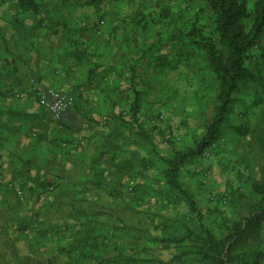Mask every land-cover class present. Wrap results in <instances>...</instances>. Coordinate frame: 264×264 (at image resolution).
<instances>
[{
    "label": "trees",
    "instance_id": "obj_1",
    "mask_svg": "<svg viewBox=\"0 0 264 264\" xmlns=\"http://www.w3.org/2000/svg\"><path fill=\"white\" fill-rule=\"evenodd\" d=\"M12 1L18 6L16 15L27 11L34 12L37 16L42 15L40 0ZM91 2L100 4L101 0H91ZM204 2L206 4L205 9L211 17V24L208 26L203 24L198 27L197 23H194L192 29L186 34H181L182 37L177 36L180 33H177L175 29V20H173L175 16L160 15L159 22L162 25H168L170 29L167 33L168 37H165V42L173 44L172 51L178 46L185 48L181 51L176 50L175 54L171 53L172 58L168 54L161 53L162 39L147 47L139 44L136 39L133 44L127 43L124 47V42L133 40L131 38L132 30H139L138 26L141 24L142 28L147 29L146 31L150 30V27L148 29L144 23L138 25L137 20L128 23L121 16L118 24L125 25L124 33L119 38L116 33L120 27L113 28L111 32L109 31L110 37L103 40L102 43H105V47L108 48L107 53L102 51V44L94 48L76 40L74 35L81 34V31L79 29L78 31H72L66 26L65 20L57 14V6L56 9L44 12V14L56 13L57 21L45 23L43 19L34 27V29H37L46 26L48 23L50 28L47 27V29L51 30L56 37L59 35L60 29H65V43L60 44L63 52L65 51L64 55L66 57L71 56L76 63L84 64L87 67L86 76L88 78L94 80L95 77H100L102 84H106V86L111 83L113 90L115 89L116 92L120 93V95L118 93L117 95L122 100L120 103H113V108L122 107H120V111L109 112V120L108 117L105 122L95 121L94 117L90 118L94 126L92 134L91 132L89 134L93 135L100 143L98 142L97 153L92 158V165L89 166L88 173L81 180L73 178L66 185L67 187H64L62 180L58 182L53 179L49 181L45 179L32 188L33 192L39 191L40 196L51 194L52 191L57 192L59 188L66 189L69 192L65 204L70 205L69 208L72 209L60 221L62 225H53L55 235L57 232L64 234L61 243L65 242L64 239L68 240L61 245L62 248L59 250L60 253L63 251L62 254L65 256L64 264H264V166L261 169V177L257 178L250 171L252 170L250 167L246 169L244 166V157L237 155L238 159L236 161L224 158L225 166H231L235 170L238 179L234 181L231 174L226 173V186L222 192L216 191L212 188L213 184L206 182L208 171L196 170L194 174L199 178L200 190L199 193H196V198L202 200L206 194L208 202L215 207H220V209L229 207L231 209V218L223 215L225 214L223 209L219 211L220 215L215 225L202 220L203 213L196 205L195 196L190 195L187 191L185 192L177 181L187 160L193 157H196V160L202 159L206 157V153L215 154L217 157L222 156L221 151L225 141L230 142L225 135L226 131L230 130L238 138L243 137L246 139L252 125L245 119L247 118L245 113L240 115L239 125H234L237 122L233 120V110L234 107H237L236 102L239 101V93L253 81H260L263 86L262 90L257 89L258 100L253 102V107L260 108L264 106V75L263 73L260 75L253 73L250 68V64L256 59L255 50L262 48L264 40V0H255L253 5H251L250 0H204ZM20 23L18 18H14L13 22L11 21L15 29H19L17 26ZM43 24L46 25L43 26ZM189 47H192V50L196 53L191 50L186 51ZM116 48L123 51L120 59L116 57ZM127 53L129 55L125 61L123 57ZM136 54L141 55L143 59L150 62L152 64L150 68L155 66L158 73L169 67L177 68L178 65L176 66L175 63L180 62V60H185L189 64L193 55L198 56L201 54L199 56L204 58L205 63L198 75L201 76L203 81L201 90L206 93L201 92H203V95L205 94L207 99L214 98L213 116L204 126L203 135L196 143L192 144V147H176L173 144L177 142L176 139L170 137L167 139L166 142L175 147L172 148L171 157L165 161L164 168L168 167L165 170L166 172L161 170L169 177L168 189L162 197L158 192V194L152 193L156 189L153 191L149 187L148 189L151 190L149 191L138 181L143 169L145 167L151 168L153 165L152 160L156 156L160 157L156 141L149 133H151L150 130H162L157 128L159 124H163L160 121L163 114L155 109L156 111L152 116L150 115V120L147 121L150 132L140 122V117L143 116V106L140 99L145 93L143 94L142 91L137 89L136 78L134 79V73H136L139 67L138 62H140V60H135L136 63H132ZM56 57L64 64L61 60V53ZM101 60L103 61L102 64H100ZM118 61H121V63H118ZM118 64H121L122 68ZM123 68L130 74V78L126 79L128 86L126 89L116 86V83L120 84L124 80ZM204 76H207V78L203 79ZM110 78H114V82L107 84ZM209 80L214 82L213 91L211 89L209 91ZM75 96H77V102L74 107L82 106L83 97H79L77 94ZM124 101H126V104ZM127 105L129 106L124 107ZM126 116L131 118V121H127ZM60 125L64 128L62 123L58 124V126ZM134 125L138 130L132 128ZM168 128L171 129V125ZM162 132L165 135V131ZM257 136L258 139L253 140L257 149H260L264 143L259 137L260 135ZM54 140V147L64 151V154L73 155L81 145L80 142L74 140L60 139L59 136H55ZM253 140L251 139V142ZM63 143H67L69 146L65 147ZM75 143H78L77 147L73 146ZM130 181L138 182L128 187ZM10 184L20 186L24 192L23 184L7 183V188L20 197L10 187ZM88 193L91 194L88 195ZM181 197H186L192 207L191 213L193 215L185 216L187 217L185 221L187 224L185 225L188 232L193 234L191 237L187 235L188 238H185V236L179 237L178 235L177 238L176 234L171 233L172 223L174 222H170L168 219H166L167 223L156 222L153 216L157 212H160L157 213L158 215L161 214L162 210L157 209V202L160 199H167L168 203H171L181 200ZM148 200H153L154 206L149 205L150 207L144 208L143 205ZM98 207L101 209L99 210ZM43 210L37 213L34 220L25 219L17 211L15 223L18 222V225L16 224L15 231L18 230L24 236L23 239H32L31 235H34L33 239L38 241L40 236H43L42 231L46 229L44 228L45 220L43 221L42 218L50 213V210L49 212L47 209ZM142 216L148 217V225H144L141 221L140 217ZM193 216H198V218L196 222L189 224L190 219L192 221L195 219ZM38 217L39 219H37ZM35 225H39L41 228H36ZM142 229H146L150 233L147 238L142 237ZM10 230L3 232L9 234ZM154 230L160 231L163 236H154ZM138 237L154 244L158 242L167 250L174 248L175 254L169 260L153 258L151 255L147 256L153 254L152 251H154L151 250L152 248H148L152 247L150 245L144 247L146 256L134 258V256L126 253L127 246L125 243L127 240H136ZM30 242V247H28L32 248L35 243L34 241ZM46 252L47 249H44L43 255L48 261L57 260V256L53 254L47 256ZM51 252L55 251L52 250ZM11 257V261L15 262V252ZM54 258L56 259L54 260ZM4 262H10V259L5 260L4 258V261L0 264Z\"/></svg>",
    "mask_w": 264,
    "mask_h": 264
},
{
    "label": "rangeland",
    "instance_id": "obj_2",
    "mask_svg": "<svg viewBox=\"0 0 264 264\" xmlns=\"http://www.w3.org/2000/svg\"><path fill=\"white\" fill-rule=\"evenodd\" d=\"M42 1L45 2L43 9L47 11L50 7L53 6L52 3H54L58 7L57 14L59 15V17L65 20L64 22H66V26L72 31H78V29L81 31V34L79 33L74 35V37H76L75 39L81 41L84 45H90L94 48L99 44H102L103 40H107L108 37H110V32L113 28L120 27L116 34L117 37H122L125 30V25L122 23L118 24L120 16L125 18L128 23L137 20L138 25L144 23L145 27L147 26L148 29L150 27V30L146 31L147 29L142 28L141 24L140 26H138L139 30H132L131 38H133V40L124 42V47H126L127 43L133 44L136 39L137 41H139V44L146 47L153 44L157 40L162 39L163 45L160 46V51L161 53L168 54L170 56L171 53L175 54L177 51L184 50L185 48L183 49V46H178L174 51H172L173 44L165 42V37L167 36V33H169L170 29L168 25H162V23L159 22V18L161 17L160 15H167V17L175 16V18H173V20H175V29L177 33H180L177 34V36L180 37H182V33L186 34V32L192 29L194 23H197L198 27H201L203 24H205L206 26L211 24V17L205 9L206 4L204 0H101L100 4H94L91 2V0H65V2H63V0H56L55 2L54 0ZM254 1L255 0H250L251 5H253ZM61 18H59V20H61ZM12 28L13 26L10 29L7 28L8 33H13ZM183 30H185V32H183ZM64 31L65 29H60L56 41L57 46L61 43H65L64 39L66 38V33ZM190 50L193 51L192 47L187 48L186 51ZM102 51H104L105 53H107L108 51V48L105 47V43L102 44ZM115 52H117L116 57L120 59L123 51H119L118 48H116ZM193 53L196 52L193 51ZM129 54L127 53V55L123 57L125 58V61L127 59L126 57ZM255 54L256 59L253 61V63L250 64V68L252 69L253 73L258 75L263 73L264 75V40L262 42V48L256 49ZM199 55H193V57L190 58L189 64H187L185 60H180V62L175 63L176 66L178 65L177 68H164L165 70L160 71L159 73L156 71L155 66H152V68H150L152 64H150V62H147L146 59H143L141 55L136 54L132 61V63L134 64L136 63L135 60H140V62H138L139 67L136 73H134V79L136 78L137 89L142 91L143 94L145 93L144 96H142L140 99L143 106V116L140 117V122H142L143 127L147 131H149V128L147 127V121L150 120L149 118L152 116V114L156 110L161 111V113L163 114L162 117L160 116V121L163 124H159L157 128H160L162 130H150L151 133H149L156 141V147L158 149V152L160 153V157L156 156L152 160V167H145L138 179L139 184L144 185V187H146L147 189L149 187L152 188L153 191L154 189H156V191L152 193H160V197H162L164 195L163 193H165L168 189L167 186L169 177L165 175L166 173H164L166 172L165 170L168 167L166 166V168H164V164L165 161H167V159L171 157L173 153L172 148L175 146L180 148H186L188 146L189 148L192 147V144L196 143L203 135L204 126L206 125L207 121L213 116L215 108L213 100L214 98L207 99L205 94H202L203 92H206L201 90V88L203 87L201 86L203 81L201 80V76L198 75V73L202 71L201 67H203L205 60ZM102 63L103 61L101 60L100 64ZM118 63H121V61H118ZM118 66L122 68L121 64H118ZM125 68H123V73H125V75L123 77L124 80H122L121 82L122 89L128 88L126 79L130 78V74L128 71H126ZM206 78L207 76L203 77V79ZM113 79L114 78H110L108 82L106 81L107 84L110 82L113 83ZM94 80L97 81L98 84L101 83L100 85H103L100 77H95ZM208 85L209 91L210 89L213 91V80H209ZM108 87H112L111 83ZM262 87V82L260 81L251 82L246 87V89L242 90L239 93V101L236 102L237 107H234L233 110V120L237 122V124L235 123L234 125H239L240 115H244V113L245 115H247V118L245 119H247L252 125L249 134H247V137L245 136L247 140L243 137L238 138L236 134L232 133L230 130L226 131L225 135L230 140V142L225 141L223 150L221 151V157H217L215 156V154L210 155V153H208V155H205L206 157L202 159H197L198 161L196 160V157H193L190 160L186 161V164L182 167L180 175L177 179L178 183L185 192L187 191L190 195L193 194L195 196V199L197 201L196 205L203 213L202 220H206V222L212 223L213 225L216 224L217 219L219 218V211H222L224 207L220 209V207H215L214 205H212L210 202H208L206 194L202 200L196 198V193H199L200 190L198 183L199 178L194 173L196 172V170L201 172L208 171L206 182L209 184H213L212 188L216 189V191L218 190V192H222L225 190L226 186V173L229 172L231 174V178L234 181L238 179L235 175V170L232 169L231 166L226 167L223 159L226 158L231 159L232 161H236L238 159L237 155H240L245 158L243 163L246 169L250 167L252 169L250 171L254 173L255 177H261V169L264 166V144L261 145L260 149H257L253 139H258L257 135H260L259 137H261L264 143V106L260 108H254L253 102L258 100L257 89H259L260 91L262 90ZM132 94H134V92H132ZM114 102L120 103L122 102V100L120 99V97H118L117 100L111 102L112 106ZM124 102L126 104V101ZM97 104H99L98 106L100 108L96 110V113L98 114L96 117H94L95 121L105 122L107 117L109 120L110 113L104 109L107 104L102 103V101L101 103ZM128 106L129 105L124 107ZM118 107L114 109L116 111H120L119 109L122 106ZM126 119L127 121H131V118H129L128 116H126ZM170 125L171 129L168 128V126ZM111 126L114 127L113 124H111ZM132 128L137 129L135 125ZM162 131H165V135H163ZM169 137L171 139L177 140L176 143H173L175 144V146H171L166 142ZM251 139L253 140V142H251ZM161 170H164V172L162 173ZM138 181H130L127 186L131 187ZM124 189L126 188L124 187ZM148 190L151 191L150 189ZM53 192L54 191H52V193ZM15 196L16 205L18 206V208H23L26 202L25 197L20 198L16 194ZM47 198L55 200L54 194H49ZM47 198L46 201L48 200ZM153 203V200H148L143 205V207L148 208L150 207L149 205L154 206ZM157 204V209H161L162 211L160 210L161 214L159 215L157 213L160 212H157L153 215L156 222L167 223L166 219H168L170 222H174L172 223L173 226L171 224L172 234H176V236L178 235L179 237L185 236V238H188L187 235H189L190 237L191 235H193L189 234L188 228L185 225L187 224L185 222L187 217L185 216L193 215L191 213V204L186 199V197H181V200H177L176 202L171 203H168L167 199L162 198L159 202H157ZM100 209L101 208H99V210ZM230 211L231 209L229 207L223 209V213L225 212V214L223 215L231 218ZM21 213L20 215L22 217H25ZM47 216L48 217H46V219H53L57 223L55 224L57 226L60 225V221L64 217L62 213H54V211L50 212V214H48ZM140 218L144 225H148L149 220L147 216H142ZM194 218L195 219L193 221L190 219L189 224L196 222L198 216H195ZM37 219H39V217ZM17 223L18 222H16V224ZM142 231V237L147 238V236L150 234L148 233V230L146 231V229H142ZM0 233V262L4 261V258L5 260L10 259V262H4L3 264H12L14 262L11 261L12 253L10 249L12 245L14 246L15 252L14 264H64L66 260L65 256L62 254L63 251L61 253L62 255H57V260L53 262L48 261L43 255L44 249L50 251H59L60 248H62L61 246L56 247L53 246V244H49L55 241L62 242L64 237L63 233L61 234L60 232H57V234L55 235L54 230L52 232L51 230L49 231L46 229L42 231L43 236H40L37 244L35 243L32 248H29V244L31 243L30 241L33 242L35 240L27 238L23 239L24 236L20 234L18 230L15 231V229H11L8 236L3 231H0ZM153 235L157 237L163 236L160 231L156 230H154ZM52 238L55 241L51 240ZM157 246H160V243L157 242ZM152 247H150L152 248L151 250L157 248L156 246ZM173 249L174 248L162 250V257L165 260H169L172 255L175 254Z\"/></svg>",
    "mask_w": 264,
    "mask_h": 264
},
{
    "label": "crops",
    "instance_id": "obj_3",
    "mask_svg": "<svg viewBox=\"0 0 264 264\" xmlns=\"http://www.w3.org/2000/svg\"><path fill=\"white\" fill-rule=\"evenodd\" d=\"M40 3L42 15L37 16L28 11L16 15L18 6L14 1L0 0V231L16 229L17 211L19 214L22 211L25 219L34 220L43 209L63 215L72 209L65 204L69 195L66 189L59 188V191L51 193L55 197L53 200L47 198L49 194L40 196L39 191L33 192L32 188L45 179L62 180L63 186L67 187L70 180H81L88 173L100 143L89 134L94 126L90 118L97 116L96 110L100 108L97 103L101 101L107 104L105 110L115 111L111 102L120 95L113 90V86L100 85L88 78L84 64L74 62L71 56L66 57L65 51L56 45L58 36L47 29L50 26L48 23L34 29L40 20L44 19L45 23L57 21V14H44L47 12L43 9L45 2L40 0ZM52 4L48 10L56 9V5ZM14 18H18L21 23L17 26L19 29L12 28L11 34L7 28L12 27ZM60 53L64 64L56 57ZM116 86L121 88L122 83H116ZM37 88L44 94L49 89L64 95L77 94L83 97V104L64 112L60 121L64 128L61 129L52 115L39 104L40 93ZM55 136L80 142L81 145L73 155L64 154V151L54 147ZM9 182L23 184L26 199L23 208H17L15 193L7 188ZM47 215L42 218L45 220L44 228L53 231L56 222L46 219ZM31 237L33 239L34 235ZM64 241L66 243L68 240ZM34 243L37 244V240ZM52 244L59 247L62 243L55 241L49 245ZM125 244L126 253L134 258L146 256L144 247L151 245L157 248L147 256L164 259L161 245L139 237L127 240ZM10 250L13 254V245ZM51 254L62 255L59 251L47 250L46 255Z\"/></svg>",
    "mask_w": 264,
    "mask_h": 264
},
{
    "label": "built area",
    "instance_id": "obj_4",
    "mask_svg": "<svg viewBox=\"0 0 264 264\" xmlns=\"http://www.w3.org/2000/svg\"><path fill=\"white\" fill-rule=\"evenodd\" d=\"M32 82H34V79H32ZM37 90L40 93L39 104L52 115L57 123L61 121L63 113L69 108L74 107L77 102V97L75 95H64L54 89H49L47 94L42 93L40 88H37ZM59 127L62 128L61 125ZM63 146L67 147L69 145L63 143ZM73 146L77 147L78 143H75ZM205 155L208 154L206 153ZM10 187H12L21 198L24 197V192L20 186L10 184Z\"/></svg>",
    "mask_w": 264,
    "mask_h": 264
}]
</instances>
